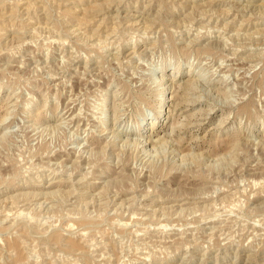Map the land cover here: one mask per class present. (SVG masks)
Listing matches in <instances>:
<instances>
[{"label":"rangeland","instance_id":"rangeland-1","mask_svg":"<svg viewBox=\"0 0 264 264\" xmlns=\"http://www.w3.org/2000/svg\"><path fill=\"white\" fill-rule=\"evenodd\" d=\"M0 264H264V0H0Z\"/></svg>","mask_w":264,"mask_h":264},{"label":"bare ground","instance_id":"bare-ground-1","mask_svg":"<svg viewBox=\"0 0 264 264\" xmlns=\"http://www.w3.org/2000/svg\"><path fill=\"white\" fill-rule=\"evenodd\" d=\"M201 97V96H200ZM49 186V185H48ZM148 190V189H147Z\"/></svg>","mask_w":264,"mask_h":264}]
</instances>
